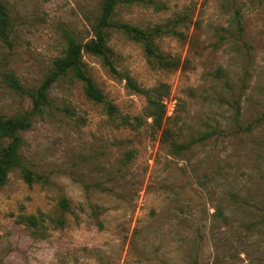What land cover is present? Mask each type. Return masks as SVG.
Returning a JSON list of instances; mask_svg holds the SVG:
<instances>
[{
    "label": "rangeland",
    "instance_id": "obj_1",
    "mask_svg": "<svg viewBox=\"0 0 264 264\" xmlns=\"http://www.w3.org/2000/svg\"><path fill=\"white\" fill-rule=\"evenodd\" d=\"M0 1L10 21L0 114L28 120L18 149L34 177L14 168L0 186V264H264V0H154L160 10L120 1L114 22L144 28L188 8L192 23L182 40H156L179 58L175 69L149 65L142 44L115 26L103 31L121 75L83 51L114 115L53 63L69 37H95L103 0ZM125 76L167 86L175 146L151 133L146 97Z\"/></svg>",
    "mask_w": 264,
    "mask_h": 264
},
{
    "label": "trees",
    "instance_id": "obj_2",
    "mask_svg": "<svg viewBox=\"0 0 264 264\" xmlns=\"http://www.w3.org/2000/svg\"><path fill=\"white\" fill-rule=\"evenodd\" d=\"M124 1L126 3L144 2L154 4L156 9H165L167 6L163 2L154 0H103L101 13L94 29V38L80 43L74 38L69 37L64 53L54 60L55 74H70L73 77L81 80L84 83V93L87 98L95 102L103 103L109 115L117 113L116 107L108 103L103 92L96 86L93 79L88 75L83 61L82 53L86 51L90 54L97 55L101 58L104 66L115 75H121V72L116 68L112 57L111 49L107 45L106 37L103 29L107 26H115L121 29L129 38L140 42L143 46L146 59L149 65L155 68L175 69L180 66L179 58L171 53H166L160 50L156 44L158 38L164 36H172L182 40L186 37L185 30L192 23V12L188 8L181 9L173 13V17L167 22L160 24H152L146 27H139L128 23L114 22L112 16L116 5ZM10 34V21L8 12L4 4L0 1V38L3 41H8ZM127 84L135 92L143 94L146 97V105L143 114L146 118H150L149 128L152 134L159 132L163 139L170 140V145L175 146V140L171 139V132L166 126V108L162 98L167 93V86L163 83L151 88H142L129 76H125ZM52 77L48 78L37 91L34 99V107L36 109L43 106L46 102V89L52 81ZM138 119V117H136ZM124 124L134 126L133 122L121 119ZM28 120L25 118L9 117L5 118L0 114V140H6L0 145V186L4 184L9 172L14 168H19L22 172V177L26 182L34 181L33 172L25 166L23 158L19 153L20 137L17 135V130L28 126ZM178 146V145H177ZM60 206L65 210H70V204L66 199L60 201ZM26 221L31 225L36 224L37 217L35 215L25 216ZM63 225L64 220H57Z\"/></svg>",
    "mask_w": 264,
    "mask_h": 264
}]
</instances>
